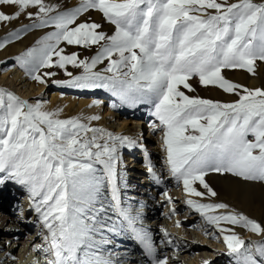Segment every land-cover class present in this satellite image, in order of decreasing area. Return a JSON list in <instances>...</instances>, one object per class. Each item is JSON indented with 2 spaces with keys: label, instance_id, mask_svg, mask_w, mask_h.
I'll use <instances>...</instances> for the list:
<instances>
[{
  "label": "snow or ice",
  "instance_id": "6c2138e0",
  "mask_svg": "<svg viewBox=\"0 0 264 264\" xmlns=\"http://www.w3.org/2000/svg\"><path fill=\"white\" fill-rule=\"evenodd\" d=\"M91 12L113 27L111 34ZM21 17L29 23L0 38V49L31 30L51 29L16 57L31 80L104 89L120 100L113 108L151 105L158 123L150 127L162 134L168 172L182 186L187 206L215 229L206 234L223 243L234 264H264V222L214 199L219 194L206 181L216 173L264 184V88H248L224 74L258 75L264 0H79L71 8L47 0H0V26ZM67 46L80 51L68 52ZM57 70L68 79H52ZM193 79L237 99L189 95L196 92ZM98 120L61 118V109L48 110L40 100L29 102L0 87V187L11 181L27 193L44 230V242L34 249L44 254L45 264H127V254L113 258L103 251L112 243L108 234L124 230L121 220L151 264H169L158 255L141 214L121 202L120 150L143 145L92 126ZM146 166L159 184L152 163ZM162 196L175 215L173 197L167 190ZM110 212L121 219L113 220ZM237 229L261 239L246 242ZM163 234L161 243L173 245L170 233Z\"/></svg>",
  "mask_w": 264,
  "mask_h": 264
},
{
  "label": "rangeland",
  "instance_id": "374dc122",
  "mask_svg": "<svg viewBox=\"0 0 264 264\" xmlns=\"http://www.w3.org/2000/svg\"><path fill=\"white\" fill-rule=\"evenodd\" d=\"M47 2L52 4H59L63 8H71L77 5L78 3H70L68 1L58 0H47ZM90 15L93 20L103 24L104 31L111 34L113 27L104 22L102 20V17L98 13L91 12ZM28 23L29 21L26 18L21 17L18 21L12 22L7 26H0V38H3L9 31L19 28L23 24ZM50 30L51 29L31 30L26 34H23L20 40H15L12 43L6 45L4 49H0V87H5L13 91L16 95L20 96L21 98L29 100V102L34 103L37 100H40L44 102L45 108L48 110L61 109V118H83L82 116H80L83 113L80 112V114H76L73 113V111L68 112L67 109H65V100L68 98V96H71L73 98L75 97V106H77V102L81 100L80 98H83V100L89 98L90 96L101 98V100L103 101L101 102V106L99 107V109L97 108V110H95V108L91 110L92 112H94V114L102 115V123L99 124L91 122L92 126L101 127L108 131H112L113 133L127 136H129L127 129H130L132 131H135L136 134L139 133L138 135L143 138H149L147 139V144L152 145L153 150H155L154 154L159 156L160 161L162 163V167H164L165 169L164 175H170L165 164L164 152L162 151L163 149L160 148V146L158 145L159 141H161L162 134L159 131L153 133L150 127L152 121L155 120L154 117H152L148 113H138V108L128 107L127 105H122L117 108H113L111 105L114 103L120 105V100L117 97L113 96L111 93L105 91L104 89L70 88L66 86H58L52 84L50 81L46 85L39 84L31 80V78L25 73L23 68L20 67L19 61H17L16 57L19 56L22 52H24L27 48L31 47L37 39H39L42 35L46 34V32ZM66 51H80V49H77L73 46H67ZM82 54L84 56H90L94 54V51H83ZM69 70L72 71L74 74H79V71L77 69L72 68L71 66H69ZM57 72V76L53 77L52 79H68V77L64 75L63 70H57ZM257 72L258 75H255L257 77V81L252 85L250 84V81L253 75L247 73L246 71L226 70L224 74L228 79L241 85H245L248 88H264V63H259ZM14 75H16V78L14 77ZM17 76L20 77L19 80ZM9 80H12L13 83L9 82ZM191 83L196 88V92L188 93L189 95H198L203 98L220 100L223 102H231L237 99L236 96L224 93L222 90L217 89L215 87L204 88L198 84L196 79H193ZM53 95L56 96L57 99L54 101V103L50 104V99ZM88 110L90 109L83 108L82 112L87 113ZM141 149V147H136L132 149L134 150V152H131V149L124 148L122 163L118 170L121 171L123 174L125 172L124 184L130 185V187L124 189V184H121V202L123 207H131V209L133 210V215H135L137 212L141 214L143 226L150 232L152 236V232L150 229L151 227L156 226L158 219L153 215H149L146 217L144 213V210H146L145 206H142L141 202L133 200L132 198H130V195H128V192L131 191V186L134 185V183L140 184L141 186H146L148 182H150L148 180H144L143 178L145 172H143V170L141 169L144 166L143 153ZM146 151L149 154H151L152 152V150ZM129 157L131 159L135 158V161L131 162L129 164V167L134 164V166L139 167V170L136 169L137 171L133 172L131 169L126 170L127 167L123 168V166H126V164L129 163ZM218 176L219 174L211 173L208 177H206V181L209 183V185L219 194L218 197L214 199L231 204L240 211L246 212L247 215L257 219L258 221L264 222V190L258 187L255 189V187L252 188L246 186V190H248L250 193V197H246L240 191V189L235 188V186H224L223 183L220 181L221 178H218ZM228 176L232 177L231 175ZM147 178H152V176H147ZM234 179L240 182L238 178ZM168 180L173 181L169 191H171L173 201L175 202V204H177L178 207L176 215L179 214V221L182 224L179 227L183 228L180 233L178 232L176 221H174V215H171L170 213V209L172 206L169 207L168 202L162 196V193L165 190L154 187L152 188V186H149L151 188L149 192H152V199H154V204H157V210L161 215H163L161 222H165V227L169 231L171 239L179 243L183 242L184 244H187L190 243V241H188V237H190L196 245L202 247V249H206L204 251L206 254H208L207 260L211 261L212 264H234L232 258L226 255V248L223 243L220 240L215 239L213 236H209L206 234V231L214 233L215 229L211 226H208L198 213H195L192 209L187 206V204L185 203L186 199L184 198L182 186H178L171 177ZM243 182L244 181H242L241 183ZM246 184H259L261 186H264V184L255 182H247ZM4 187L6 189H4L5 192L4 194H2V197H4L7 201L0 200V209H3L2 207L6 205L8 207L7 210H11V213H13L15 216L17 215V218L19 217L21 223L30 226L29 232L23 235V239L26 242L32 236L38 235L40 241L37 243L42 244L44 241L41 233L44 230L39 222L37 214L34 212V210H31L29 207L27 193L21 186L16 185L14 182L11 181L6 182L5 185L2 186V189ZM146 197H148L149 199L151 198V196ZM21 209H23L22 216L20 215ZM109 215L113 216V220L121 219L116 217L111 212L109 213ZM121 223L123 224L124 230L121 232L120 235L108 234L112 240V243L110 245L104 246V254H114L113 258H115V256H120L121 258H123L124 255L127 254V264H151V259L145 253L143 247L133 238L132 233L127 229V222L121 220ZM137 226H139V222ZM125 237L131 239L133 238L135 241L129 244L122 242L123 239L124 241H126ZM2 238H0V241H2L3 246H1L0 250H3V253H6V251L8 250V246L6 244L9 238ZM260 239L251 240L250 238H246L245 240L246 242H249L258 241ZM153 241L157 247L158 255L162 258L166 254V252L168 253V250H163L164 244L161 243V241H163V238L156 236ZM9 243L11 244V247H17V245L14 244L15 242L12 244V241L9 240ZM119 243L124 247L119 248ZM34 245H36V242L33 243L32 246L34 247ZM107 246L109 247L105 248ZM18 248V250H15L14 255L16 260H18L17 255L22 247L20 246ZM179 251L183 252L184 250ZM40 254L44 257V254L41 252H39L37 256H40ZM181 257H183L186 262L190 261V264H192V260H196L195 255L190 252H183L181 254ZM203 262L204 261L197 260L194 264H203Z\"/></svg>",
  "mask_w": 264,
  "mask_h": 264
},
{
  "label": "bare ground",
  "instance_id": "6f19581e",
  "mask_svg": "<svg viewBox=\"0 0 264 264\" xmlns=\"http://www.w3.org/2000/svg\"><path fill=\"white\" fill-rule=\"evenodd\" d=\"M58 1H68L70 3L79 2V0H58ZM5 10L6 11H12V9H5ZM14 77L16 78V75H14ZM17 78H18V80L20 79L19 76H17ZM256 81H257V77L256 76H252L250 84L252 85ZM9 82L13 83L12 80H9ZM9 82H8V84H9ZM6 83H7V81H6ZM9 86H11V85H9ZM56 99H57L56 96H54V95L51 96V99H50L51 103L50 104L54 103V101ZM80 99L82 101L81 100L78 101V102L76 101L77 102V106H75V97L73 98L71 96H68V98L65 100V103H66L65 109H67L68 112L73 111V113H76V114L77 113L80 114V112H81L83 114H81L80 116H82L83 118H87V117H90L92 115H98V116H100V120L92 121V122L101 124L102 123V118H103L102 115L101 114H94V112H92L91 109H95V108H96L95 110H97V108L99 109V107L101 106V102L103 100H101V98H96V97H92V96H90L89 98L84 99V100H83V98H80ZM94 101H98L99 103L98 104H94L93 103ZM83 108L84 109L87 108V109H90V110H88L87 113H84V112H82ZM132 108H138L139 109L138 113H146V114L148 113L149 115H151L150 114L151 105L139 104V105H137L135 107H132ZM153 122H158V121L154 120V121H152V123ZM127 132H128L129 136H133V138H137L139 140V142L143 145V147H141L142 148L141 150H142V153H143L144 166L141 169L143 170V172H145L144 175H143L144 180L150 181V182H148V184L146 186H141L140 184L134 183V185L131 186L132 189H131L130 192H128V195H130V198H132L133 200L141 202L142 206H145L146 210H144V213H145L146 217L149 216V215H153L154 217H156L158 219L157 220L158 222H157L156 226L151 227V229H150L151 232H152V239H154L156 236H158L160 238H163V241H164V240H166V238L164 237L163 233H164V231H167L169 233V231L165 227V222H161V219H162L163 215H161L159 213V211L157 210V206H156L157 204L156 203L154 204V199H152L153 198L152 197V192H149V190L151 189L149 186H152V188L154 187V188H158V189H163L165 191L167 190L169 195L172 196V193L169 190H170V186L172 185L173 181L168 180L171 177L170 175H168V176L164 175V170L165 169H164V167H162V163L160 161L159 156L154 154L155 150H153V146L147 144L148 143L147 139H149V138H146V137L143 138L140 135H138L139 133L136 134L135 131H132L130 129H127ZM158 145L160 146V148H162L161 147V141H159ZM146 146H148V147H146ZM154 149H156V148H154ZM146 150H148V151L152 150L151 154H149ZM123 151H124V149L120 150L121 158L123 157V153H124ZM130 151L134 152V150H132V149ZM131 156H133V155H131ZM129 160H130L129 163L126 164V166H123V168L127 167L126 170H130L131 169L133 172L137 171L136 169L139 170V167L138 166H134V164L129 167V164L131 162L135 161V158H133V159L130 158ZM147 161H150L152 163V165L154 166L155 171L157 173V176L160 178V183L159 184H157L153 178H147V176L151 175L147 171V166H146L147 165ZM124 174H125V172H124ZM161 177H162V179H161ZM218 178H221L220 181L223 183L224 186L233 185V186H235V188L240 189V191L246 197H250L249 196L250 193H249L248 190H246V186L247 187H252V188L255 187V189L258 187V188H261V189L264 190V186H261L259 184H246L247 182H243V183H245V184H243V183H241L242 182L241 180H239L240 182H238V180H236L233 177H230L228 175H225V176L219 175ZM127 187L129 188L130 185L127 184V186L124 187V189L125 188L127 189ZM4 189H6V188L4 187L2 189V187H0V192H1L0 193V198H1L0 200L1 201L6 200L4 197H2V194H4V192H5ZM183 194H184V198L186 199L187 198L186 194L184 192H183ZM146 196H151V198L149 199ZM8 201H9V196H8ZM174 204H175V202H174ZM168 206L170 207L172 205L168 204ZM231 206L234 207L233 205H231ZM175 207H176V209L178 208L177 204H175ZM2 208L3 209H0V238H2V237L9 238V240L12 241V244L15 242L14 244L17 245V247H15V246L11 247V244L9 243V240H8V242L6 244L8 246V250L6 251V253H3L4 251L0 250V264H45L44 257L41 254H40V256H37V254L39 252L36 251L34 249V247L32 246L33 243H35V242H36V244H38L37 242L40 241L39 240V236L38 235L32 236L26 242L23 239V235L25 233L29 232L30 226L27 225V224L24 225L23 223H21V220L19 219V217L17 218V215L15 216L13 213H11V210H7L8 207L6 205L4 207H2ZM234 208H236V207H234ZM244 213H246V212H244ZM178 215H176V214L174 215V221L179 220V216ZM180 225H182V224H180ZM8 226H10V227H8ZM182 230H183L182 227H178V232L179 233ZM237 231L240 232L241 236L244 239L250 238L251 240H257V239L261 238V237L256 236L255 234L249 233V232L244 231L242 229H237ZM4 238H2V239H4ZM125 240L126 241H124V239H123L122 242H125L127 244L133 243V241H135L133 238L131 239V238H128V237H125ZM188 241H190V243H187V244H184L183 242L179 243V242H176L174 240H173V245H168L167 243H164V249L163 250H168V253L166 252V254L164 256H167L169 258V264H190V261L186 262L184 260V258L181 257V254L183 252H190V253L195 255L196 260H194V261L192 260V262H191L192 264H194L197 260L198 261L207 260L208 254H206L205 251H204L206 249H202V247L196 245L190 237H188ZM121 244H120L119 248L124 247ZM19 245L22 248L20 249V251H19V253L17 255L18 256L17 257L18 260H16L14 255H15V250L19 249L18 248V247H20ZM1 246H3L2 241H0V248H1ZM108 247L109 246H107L105 248H108ZM179 250H184V251L180 252ZM209 257H211V256H209ZM131 264H136V263H131Z\"/></svg>",
  "mask_w": 264,
  "mask_h": 264
}]
</instances>
